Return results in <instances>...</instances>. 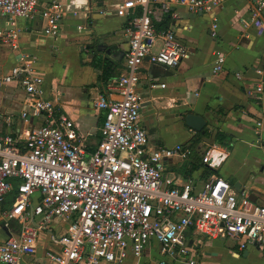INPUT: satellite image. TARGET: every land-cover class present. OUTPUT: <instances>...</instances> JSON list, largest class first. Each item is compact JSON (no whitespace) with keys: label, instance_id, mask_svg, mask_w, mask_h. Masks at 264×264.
Listing matches in <instances>:
<instances>
[{"label":"built area","instance_id":"2783aa9c","mask_svg":"<svg viewBox=\"0 0 264 264\" xmlns=\"http://www.w3.org/2000/svg\"><path fill=\"white\" fill-rule=\"evenodd\" d=\"M39 1L0 0V12L35 19ZM255 1L250 19L259 22L264 35V0ZM223 2L121 3L130 39L125 72L107 84L115 96L101 94L95 100L104 121L93 150L74 120L45 96V77L35 55L20 53L18 63L0 75V85L15 82L23 89L20 119L29 124L6 131L5 124L12 125L15 118L0 103V264H125L130 256L141 260L155 245L158 264H200L196 235L232 239L238 250L264 247V205L219 175L201 185L184 179L176 168L190 158V146L153 145L142 124L138 84L143 62L175 68L190 55L170 26L157 30L155 22L166 15L178 18L177 6L203 13ZM61 7L52 2L41 10L48 36L60 32ZM4 45L20 51L19 32L0 29ZM225 62L226 53L217 50L213 72L222 71ZM263 125L264 119L256 122V133ZM214 151L210 148L205 156L210 167L217 161ZM217 154L221 160L226 156ZM41 244L44 261H29Z\"/></svg>","mask_w":264,"mask_h":264},{"label":"crops","instance_id":"0c3cea01","mask_svg":"<svg viewBox=\"0 0 264 264\" xmlns=\"http://www.w3.org/2000/svg\"><path fill=\"white\" fill-rule=\"evenodd\" d=\"M123 1L40 0L36 18L30 20L5 18L0 12V29L17 30L21 46L20 51L0 46V75L18 63L20 53L35 55L45 77V96L74 120L90 150L101 140L104 121L95 100L101 94L115 96L107 84L125 72L130 39L125 31L128 18L120 6ZM52 2L60 3L63 11L61 29L56 36L44 33L40 16L41 10ZM255 2L224 0L213 11L203 13H192L184 6H177L179 16L169 26L188 47L190 55L175 68L145 60L140 68L138 91L142 96V124L153 145L189 142L196 133L186 126L185 116L188 113L204 116L207 124L217 128L216 141L210 144L219 161L212 167L218 172L213 175L226 178L233 187L239 182V193L252 195L255 202L264 205V125L256 133V122L264 119V35L259 22L250 19ZM217 50L226 53V62L222 71L214 73L212 66ZM95 57L118 65L106 83L100 81L105 64L93 65ZM257 69L263 73H257ZM24 98L19 84L7 83L2 87L0 103L15 118L12 125L5 124L6 131L29 126L20 119ZM181 121L184 128L179 124ZM220 132L230 135L224 143L217 142ZM203 135L206 139L209 134ZM191 145L189 142L186 146L191 148ZM199 151L202 160L204 153ZM218 151L226 155L223 160L218 157ZM229 159L248 164L249 168L253 166L251 170L256 178L249 188L244 185L249 177L240 168L233 169L227 163ZM203 171V168L194 170L188 178L201 185L205 180ZM193 240L200 264H264L263 246L249 245L238 250L236 242L229 238L196 235ZM44 249L41 244L37 256L28 260L43 262ZM159 256L155 245L141 260L130 256L125 264H158L154 258Z\"/></svg>","mask_w":264,"mask_h":264},{"label":"trees","instance_id":"16d2710c","mask_svg":"<svg viewBox=\"0 0 264 264\" xmlns=\"http://www.w3.org/2000/svg\"><path fill=\"white\" fill-rule=\"evenodd\" d=\"M170 22H171L170 15H166L162 21L155 22V26H156L157 30L166 29L169 27ZM92 63H93V65H95L97 67L99 65H101L102 63L105 64V67L102 68V74L100 75V81L105 82V83L112 78V75H113V73H115L117 66H118L115 63L112 64L109 59L98 58V57H95ZM208 132L209 131L207 130L206 134H208ZM202 136H204L202 133H196L194 136H192V138L189 140V142L192 143L191 150H193L191 153V156L188 160H186L182 164H178V166L176 168L186 178L190 177L189 174L192 171L200 169V168H203V170H204L202 173V177L204 179L210 177L213 174L218 173L215 168H212L209 165H205L204 163H202V160L199 157V155L194 152V147H193L195 144L194 140L197 139L198 137H202ZM229 138H230V135L223 133V132H220L218 135V140L221 143H224ZM189 142L185 143V145H187ZM188 165H191V167H188Z\"/></svg>","mask_w":264,"mask_h":264},{"label":"rangeland","instance_id":"374dc122","mask_svg":"<svg viewBox=\"0 0 264 264\" xmlns=\"http://www.w3.org/2000/svg\"><path fill=\"white\" fill-rule=\"evenodd\" d=\"M70 69H71V67H70ZM4 85H7V84H1L0 85V93H1V91H2V87L4 86ZM103 112V114H104V111H102ZM103 120H104V118H103ZM180 125H181V128L183 127V126H185V124H184V122L183 121H181L180 123H179ZM102 125H103V122H102ZM209 127H208V130H209V135H208V137L206 138V139H203V136L202 137H198L197 139H195L194 140V142H195V144H194V152L195 153H197V154H199L200 155V149H201V152H203L204 153V156H203V158H202V160L204 161L205 160V156H208L209 155V152H210V148H211V145H212V143H214L216 140H214V138H215V136H216V131H217V128L215 127V125H212V124H207ZM187 126V125H186ZM184 128V127H183ZM187 128V127H186ZM189 128V127H188ZM203 141V142H202ZM217 142L218 143H221L219 140H217ZM202 143V144H201ZM201 144V146H200V148H199V145ZM211 144V145H210ZM193 151V150H192ZM251 153H252V151H250ZM209 161H210V159L207 157V159H206V163L208 164L209 163ZM227 163H229L230 165H231V167L233 168V169H235V168H240L243 172H244V174H245V176H247V177H249V182L248 181H244V185H245V187L246 188H249L250 187V182H253V180H254V178H256L255 176H254V174H253V171L251 170L252 168H253V166L251 165V168H249V166H248V164H241V163H239V162H236V161H234L233 159H229L228 161H227ZM177 166H178V164H177ZM29 259H33L32 257H30ZM155 260H158L157 258H154Z\"/></svg>","mask_w":264,"mask_h":264},{"label":"water","instance_id":"95a60500","mask_svg":"<svg viewBox=\"0 0 264 264\" xmlns=\"http://www.w3.org/2000/svg\"><path fill=\"white\" fill-rule=\"evenodd\" d=\"M3 17V16H2ZM5 18H9V16L5 15ZM108 53H110V50H107ZM185 124L187 127H189L191 130H193L195 133H202L205 134L208 129L207 121L204 118V116L200 114L195 113H188L185 116ZM240 183L235 184V189H240ZM251 200L256 201V198H254L252 195L249 196Z\"/></svg>","mask_w":264,"mask_h":264},{"label":"clouds","instance_id":"9594fccd","mask_svg":"<svg viewBox=\"0 0 264 264\" xmlns=\"http://www.w3.org/2000/svg\"><path fill=\"white\" fill-rule=\"evenodd\" d=\"M214 163H217V164H218V163H219V161H218V160H217V161H214Z\"/></svg>","mask_w":264,"mask_h":264}]
</instances>
